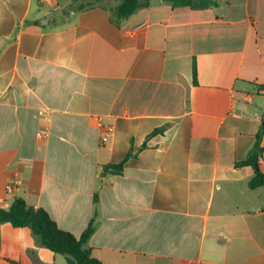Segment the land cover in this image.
I'll list each match as a JSON object with an SVG mask.
<instances>
[{"label":"crops","instance_id":"1","mask_svg":"<svg viewBox=\"0 0 264 264\" xmlns=\"http://www.w3.org/2000/svg\"><path fill=\"white\" fill-rule=\"evenodd\" d=\"M212 1H155L117 27L102 8L65 15L71 0H0L5 207L76 237L94 219L102 264H264V187L237 165L264 149V0ZM0 264L67 261L1 224Z\"/></svg>","mask_w":264,"mask_h":264},{"label":"trees","instance_id":"2","mask_svg":"<svg viewBox=\"0 0 264 264\" xmlns=\"http://www.w3.org/2000/svg\"><path fill=\"white\" fill-rule=\"evenodd\" d=\"M155 1L169 4L172 7L189 6L194 9H205L218 5L212 0H71V6L64 13L69 16L71 12L102 8L109 11L111 22L117 27H121L129 18L139 11L149 8ZM193 77L196 83L197 68L195 64ZM169 126L167 124L154 130L147 139L156 135H163ZM145 148H147L146 143L142 149ZM263 152L261 135H259L249 151L247 159L237 164L238 166H251L254 169V177L249 182L250 189L264 187V173L260 169V159ZM135 156L131 148L121 163L107 166L105 169L120 174L129 159ZM97 199L98 197L95 196V201ZM1 224H10L16 229H30L43 247L65 257L67 264H102L92 256V249L88 247V242L95 232L94 219L86 231L80 237H76L61 230L45 209L36 208L29 205L25 200L17 198L8 207H0Z\"/></svg>","mask_w":264,"mask_h":264},{"label":"built area","instance_id":"3","mask_svg":"<svg viewBox=\"0 0 264 264\" xmlns=\"http://www.w3.org/2000/svg\"><path fill=\"white\" fill-rule=\"evenodd\" d=\"M113 133V128L112 127H108L107 129H105V132L103 133L101 140L104 142L106 141V138L111 135ZM23 184V181L17 177L13 183H11L10 185L7 186V192L8 193H12L14 190L19 189V187ZM0 205H2L3 207L6 206V203L4 200H0ZM8 206V205H7Z\"/></svg>","mask_w":264,"mask_h":264},{"label":"water","instance_id":"4","mask_svg":"<svg viewBox=\"0 0 264 264\" xmlns=\"http://www.w3.org/2000/svg\"><path fill=\"white\" fill-rule=\"evenodd\" d=\"M43 21H46V19H45V18H43Z\"/></svg>","mask_w":264,"mask_h":264}]
</instances>
